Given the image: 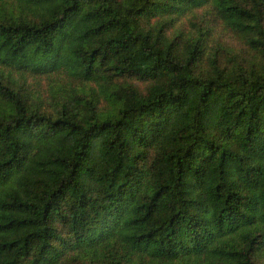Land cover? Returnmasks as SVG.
Masks as SVG:
<instances>
[{
    "label": "trees",
    "instance_id": "obj_1",
    "mask_svg": "<svg viewBox=\"0 0 264 264\" xmlns=\"http://www.w3.org/2000/svg\"><path fill=\"white\" fill-rule=\"evenodd\" d=\"M0 264H264V0H0Z\"/></svg>",
    "mask_w": 264,
    "mask_h": 264
},
{
    "label": "rangeland",
    "instance_id": "obj_2",
    "mask_svg": "<svg viewBox=\"0 0 264 264\" xmlns=\"http://www.w3.org/2000/svg\"><path fill=\"white\" fill-rule=\"evenodd\" d=\"M194 24H188L186 19L181 20V22H179L177 24V26L175 28H183V26L186 25V27L189 29V31L192 33L193 31H197V26H200L199 24L202 22V19L200 18H194ZM205 24H207V22H205ZM214 30L217 33V38L221 37L222 41H220L219 39H216V45L220 47L221 49V56L223 59H226L227 56V49L231 52H236L238 54H240L242 56V58H248L250 59V55L248 54L246 47L243 45L242 42L230 37L227 34H224L220 28H214ZM221 31V32H220ZM32 77V76H31ZM30 77V80H32L33 78ZM36 78H40L39 83H41V88L40 91L42 92L43 90H49V84H47V78L46 77H39L37 76ZM134 83L142 90L145 89V87L147 86V84L141 82V81H137L134 80ZM86 89L81 90L80 92L83 94L89 93L90 92V87H85Z\"/></svg>",
    "mask_w": 264,
    "mask_h": 264
}]
</instances>
